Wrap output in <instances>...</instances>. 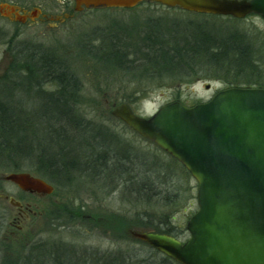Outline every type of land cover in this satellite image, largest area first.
<instances>
[{"label":"trees","instance_id":"1","mask_svg":"<svg viewBox=\"0 0 264 264\" xmlns=\"http://www.w3.org/2000/svg\"><path fill=\"white\" fill-rule=\"evenodd\" d=\"M184 13L194 18H178L174 22L165 17L148 18L141 25V44L133 48L126 44V49L131 48L129 54L139 56L137 68V59H127L121 42L112 43L116 65L133 70L130 75L134 80L139 68L143 82L148 84L181 83L208 76L225 87L264 88V39L257 44L245 31L213 20L239 19ZM11 42H7L11 60L0 75L2 169L9 173L32 166L36 176L53 185L85 177L102 187L108 185L110 190L125 188L122 194L130 195L135 203L155 202L169 208L180 200L182 192L175 186L173 167L179 168L185 178H191L180 163L163 151L166 162L159 161L157 155L144 156L123 144L107 128L86 120L79 109L82 88L69 65L42 46L22 43L12 48ZM140 219L149 231L176 238L186 234L166 214L149 212ZM44 245L34 246L31 254L50 257L54 264H81L77 257L68 255L69 250ZM152 250L146 256L133 252V256L127 254L118 260L109 253L101 259L108 264H178ZM87 258L88 262L82 258L86 264L91 259L98 261L94 256ZM31 262L29 257L20 264Z\"/></svg>","mask_w":264,"mask_h":264},{"label":"rangeland","instance_id":"2","mask_svg":"<svg viewBox=\"0 0 264 264\" xmlns=\"http://www.w3.org/2000/svg\"><path fill=\"white\" fill-rule=\"evenodd\" d=\"M3 3H15L28 11L34 9L32 17L39 19L31 23L11 21L5 18L8 12L1 5ZM35 8L48 14V18L41 19L40 12ZM184 12L179 8L148 2L131 9L75 11L73 0H0V75L6 71L11 60L8 41H12V48L16 44L27 43L49 49L62 58L79 79L82 88L79 109L86 120L107 128L138 153L150 158L157 155V159L164 162L162 150H156L158 147L155 144L113 117L111 110L120 103H126L136 114L146 117L174 99L187 106L208 100L216 89L225 86L208 76H198L181 83L148 84L143 82L139 68L134 80L130 75L133 70L116 65L113 47L117 40L124 46L123 50L126 44L131 48L135 44L140 45V28L148 22V18L165 17L170 22L178 18H194V15ZM213 20L230 29L245 31L249 39L257 44L264 39V21L259 16L250 15L238 21ZM131 48L126 49V56L130 60L137 59V68L140 65L139 56L129 54ZM29 104L26 103V106ZM172 170L175 186L181 190L182 197L172 207L164 208L155 202L150 205L141 201L135 203L130 195L125 197L122 194L125 188L110 190L108 185L102 187L85 177L64 185H54V191L49 195H24L16 185L2 180L8 171L0 167V195L30 203L34 211L41 213L23 223L21 231H16L10 225L16 210L0 197V264H20L29 257L32 259L30 264H54L50 257L46 259V256L31 254L34 246L44 244L69 250L68 255L74 259L77 257L81 264L84 262L82 258L88 262L89 256L98 261L91 259L88 264H108L107 260L102 261L103 254L113 253L120 260L127 254L133 256V252L137 256L153 253L152 247L130 234L132 230H149L140 217L149 212L166 214L173 225L185 229L188 218L196 210L194 179L185 178L177 167ZM20 171L36 176L32 166ZM186 237L187 233L180 239Z\"/></svg>","mask_w":264,"mask_h":264},{"label":"water","instance_id":"3","mask_svg":"<svg viewBox=\"0 0 264 264\" xmlns=\"http://www.w3.org/2000/svg\"><path fill=\"white\" fill-rule=\"evenodd\" d=\"M143 2L235 19L254 14L264 21V0H73L75 11L130 9ZM1 5L18 16L15 5ZM111 115L179 162L196 182L197 209L186 222L185 240L151 231L132 230V237L178 264H264V88L221 89L193 106L173 101L149 117L121 103ZM2 180L38 196L54 190L24 171Z\"/></svg>","mask_w":264,"mask_h":264},{"label":"flooded vegetation","instance_id":"4","mask_svg":"<svg viewBox=\"0 0 264 264\" xmlns=\"http://www.w3.org/2000/svg\"><path fill=\"white\" fill-rule=\"evenodd\" d=\"M13 4L17 7L16 11L18 12V16H16L14 13H9L7 10L6 12H8L9 14H7L5 16V18L14 21V22H19V23H26V22H32L34 20L39 19V17L34 18L32 17L33 14V10L32 11H28L27 9H25L23 6L17 5L15 3H10ZM36 10H38L37 8H35ZM40 12V10H38ZM42 18L41 19H46L48 18V14L42 13L40 12ZM203 101V100H202ZM24 195H34V196H38L37 194H31V193H26L23 192ZM21 203V208H15L16 212L14 215H12L11 217V221H10V225H12L16 231H21L23 228V223H25L26 221H29L33 216H39L41 213L36 212L33 210V208H31L30 203L27 202H22ZM11 234H13V232H10Z\"/></svg>","mask_w":264,"mask_h":264}]
</instances>
